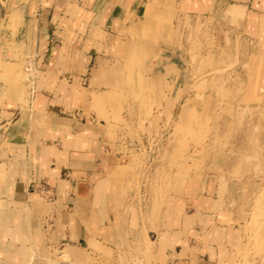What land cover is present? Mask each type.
<instances>
[{"label":"rangeland","instance_id":"rangeland-1","mask_svg":"<svg viewBox=\"0 0 264 264\" xmlns=\"http://www.w3.org/2000/svg\"><path fill=\"white\" fill-rule=\"evenodd\" d=\"M232 1L121 0L74 120L93 132L95 190L115 211L81 264H196L193 214L210 209L230 264H264V0ZM26 68L4 74L24 94Z\"/></svg>","mask_w":264,"mask_h":264},{"label":"crops","instance_id":"crops-1","mask_svg":"<svg viewBox=\"0 0 264 264\" xmlns=\"http://www.w3.org/2000/svg\"><path fill=\"white\" fill-rule=\"evenodd\" d=\"M246 1L230 6L251 7ZM121 8V0H0V264H81L83 250L113 229V197L96 192L98 162L85 147L93 132H77L74 120ZM23 63L32 73L27 95L4 77ZM33 196L45 201L33 205ZM193 221L196 264H230L227 242L212 243L219 218L210 209ZM66 250L76 255L61 260Z\"/></svg>","mask_w":264,"mask_h":264},{"label":"bare ground","instance_id":"bare-ground-1","mask_svg":"<svg viewBox=\"0 0 264 264\" xmlns=\"http://www.w3.org/2000/svg\"><path fill=\"white\" fill-rule=\"evenodd\" d=\"M36 201H37V198H36L35 196H33V201H32L33 204H36ZM32 202H31V203H32Z\"/></svg>","mask_w":264,"mask_h":264}]
</instances>
